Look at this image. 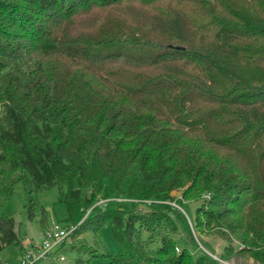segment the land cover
<instances>
[{
  "label": "trees",
  "instance_id": "16d2710c",
  "mask_svg": "<svg viewBox=\"0 0 264 264\" xmlns=\"http://www.w3.org/2000/svg\"><path fill=\"white\" fill-rule=\"evenodd\" d=\"M0 103V252L23 182L106 264H264V0H0Z\"/></svg>",
  "mask_w": 264,
  "mask_h": 264
},
{
  "label": "rangeland",
  "instance_id": "374dc122",
  "mask_svg": "<svg viewBox=\"0 0 264 264\" xmlns=\"http://www.w3.org/2000/svg\"><path fill=\"white\" fill-rule=\"evenodd\" d=\"M1 110L2 105L0 103V113ZM29 190L30 188L26 187L23 182H18L4 206V212L12 215L15 220V228L24 247L28 246L31 242L41 241L44 229L52 220L59 221L65 225L68 215L65 205L57 202L56 187L36 189L32 193ZM86 193L87 190H84L83 194ZM175 194L179 195L178 192H175ZM31 200L35 202L32 217H30L29 212ZM201 202L191 203L190 214L192 216L195 213L196 207ZM87 212L84 214V217L87 216ZM181 234H185V232L181 231ZM227 245L228 241L218 235L204 236L202 244L200 242L199 249L195 248L194 250L199 251L203 249L208 251L218 259L219 264H260L248 254L234 253L225 256L224 252ZM119 248L120 245L113 234L110 223H105L99 227L92 224L89 228L84 230L80 228L77 233L70 235L62 247L56 248V253L47 263L106 264V258L93 257L92 253L105 250L117 252ZM177 248L180 250L181 246L179 245ZM21 255L17 246L9 245L0 252V259L8 264H16L20 260ZM61 255H64L65 259H57ZM78 258L80 262H77ZM47 263L45 262V264Z\"/></svg>",
  "mask_w": 264,
  "mask_h": 264
},
{
  "label": "built area",
  "instance_id": "2783aa9c",
  "mask_svg": "<svg viewBox=\"0 0 264 264\" xmlns=\"http://www.w3.org/2000/svg\"><path fill=\"white\" fill-rule=\"evenodd\" d=\"M123 199V198H119ZM104 201V200H102ZM74 226L68 227L59 221L52 220L44 229L41 241L31 242L25 247V252L20 261L16 264H35L37 262L47 263L56 253V248H60L65 239L69 237ZM178 249V248H177ZM59 260L65 259L64 255L58 256ZM3 264H8L4 262Z\"/></svg>",
  "mask_w": 264,
  "mask_h": 264
}]
</instances>
